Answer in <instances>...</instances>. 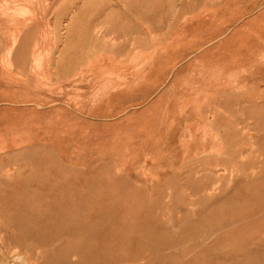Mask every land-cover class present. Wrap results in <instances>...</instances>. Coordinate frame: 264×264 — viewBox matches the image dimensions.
Instances as JSON below:
<instances>
[{
  "label": "rangeland",
  "instance_id": "374dc122",
  "mask_svg": "<svg viewBox=\"0 0 264 264\" xmlns=\"http://www.w3.org/2000/svg\"><path fill=\"white\" fill-rule=\"evenodd\" d=\"M0 264H264V0H0Z\"/></svg>",
  "mask_w": 264,
  "mask_h": 264
},
{
  "label": "crops",
  "instance_id": "0c3cea01",
  "mask_svg": "<svg viewBox=\"0 0 264 264\" xmlns=\"http://www.w3.org/2000/svg\"><path fill=\"white\" fill-rule=\"evenodd\" d=\"M99 5V4H98ZM97 4H88L82 2H76L74 4H61V3H51L47 2H38V3H30L26 8L31 12V16L28 18V24L26 33L28 36H49V25L52 24L54 26H68L70 27V33L73 35L81 33V21L83 16H88L85 12H92L94 10L100 9ZM50 12H56L51 14ZM69 12H74L70 18H67L66 15ZM91 17V14L89 15ZM113 26V23H111ZM77 29V30H76ZM44 40V39H42ZM19 41V39L17 40ZM26 41H39V39H27ZM11 58H25V59H34L41 57L43 59V72L49 68V62L46 59H49L50 56H47L45 52L41 54L31 51L25 52V54H18L17 51L10 52ZM21 55V56H20ZM42 55V56H39ZM45 61V62H44ZM42 72V73H43Z\"/></svg>",
  "mask_w": 264,
  "mask_h": 264
},
{
  "label": "bare ground",
  "instance_id": "6f19581e",
  "mask_svg": "<svg viewBox=\"0 0 264 264\" xmlns=\"http://www.w3.org/2000/svg\"><path fill=\"white\" fill-rule=\"evenodd\" d=\"M195 102V101H194ZM18 105V104H17ZM52 105V104H51ZM245 130V129H244ZM255 137V136H254ZM251 138V137H250ZM257 144V143H256ZM20 257V256H19Z\"/></svg>",
  "mask_w": 264,
  "mask_h": 264
}]
</instances>
